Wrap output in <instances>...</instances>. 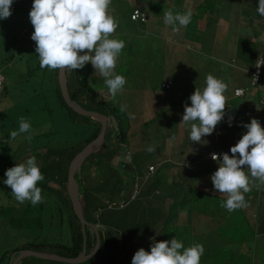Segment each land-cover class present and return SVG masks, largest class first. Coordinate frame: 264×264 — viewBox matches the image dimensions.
Returning <instances> with one entry per match:
<instances>
[{
    "label": "trees",
    "instance_id": "trees-1",
    "mask_svg": "<svg viewBox=\"0 0 264 264\" xmlns=\"http://www.w3.org/2000/svg\"><path fill=\"white\" fill-rule=\"evenodd\" d=\"M133 4L119 0V3H123L125 7L126 17L129 21L137 26L143 27L150 37L166 36L163 40L169 39L173 42L190 46H201L203 41L201 40V29L204 27L210 30V27L220 25L223 13L219 11V5L228 6L231 1L244 2V0H133ZM153 1V2H152ZM255 7L258 6V0H254ZM190 2V5L187 4ZM16 9L12 10V15L17 16L20 23V38L21 51L20 60L25 62L29 71L27 77L37 78V85H32L29 90L31 97H34L35 102L45 101V105L41 108L43 111L49 110L53 113V110L49 109L51 99H54L61 110L59 114L64 115L66 120V126L71 134V141H56L52 138V132L49 133L38 131L37 121L30 119L32 115L29 111L25 113L30 117H26L31 123V130L29 133H23L20 137L24 138V143L20 146V149L16 152L10 148V142L13 141L10 135V126L6 129L3 138L0 136V164L5 161V165L1 166L0 175L6 178L5 172L7 169L14 167L16 164L24 163L31 156H35L37 163L41 169L45 179L38 183V187L42 188V195L44 196V202L36 206H32L27 201L26 207L20 208V232L36 233V238L30 242L20 244V247H16L11 251H6L0 258V264H12L13 256L16 258L22 251H34L38 253L58 255L64 258L76 259L82 255L85 246L88 255L95 251L98 237L96 231L90 226L86 227V232L83 230V224L77 216L73 202L68 193L69 172L71 165L75 158L83 152L91 143H93L101 134L103 125L100 120L93 117H85L75 112L66 102L61 84H60V70H49L47 68H41L39 63L38 54L35 52L36 44L31 39V35L34 31V27L30 22L29 13L32 7L33 0H17ZM257 3V4H256ZM237 4V3H236ZM252 4V3H250ZM162 8V10H161ZM185 8V9H184ZM193 13L191 24L187 27H180V30L173 31L172 27L164 23V13L173 10V12L184 13L188 10ZM223 9V8H222ZM136 10L147 15V22L141 23L133 21L132 15ZM246 11V10H245ZM203 12V16L200 15ZM201 17V18H200ZM257 21L255 18L245 20L247 30L260 29L264 24V18L259 24V27H255ZM135 27V26H134ZM163 27L160 33L159 28ZM226 27V26H225ZM264 28V27H263ZM222 30V29H221ZM264 30V29H263ZM193 31L194 37H193ZM225 32V29L223 30ZM24 32V34H23ZM159 32V33H158ZM184 35H183V33ZM197 32V33H196ZM212 32V31H210ZM209 32V33H210ZM146 34H142L143 36ZM162 34V35H161ZM198 34V35H196ZM26 39V42H25ZM156 39H154V45H156ZM162 40V41H163ZM195 40V41H193ZM223 40H227L225 36ZM264 41V39H263ZM244 45H248V39L244 40ZM27 43L28 47L23 46ZM232 43V40L230 41ZM254 43L253 41L250 44ZM255 42V46H256ZM258 44V43H257ZM241 45V44H240ZM245 45V51L243 55L237 51V55L241 56L243 66L253 65L255 67L250 87L246 90V95L253 89H258L264 83V65L263 75L260 83L254 85V74L258 69V64L261 59H257V51L250 50ZM239 45L236 46V48ZM257 46L262 47L263 44ZM150 48V47H149ZM198 48V47H197ZM200 49V48H199ZM242 50V48L240 49ZM201 55H208L207 49L202 47L200 49ZM264 56V52H263ZM133 61H129V58L122 51L120 58L117 61L115 69L116 74L124 75L128 77L132 74L131 66ZM130 67V68H129ZM125 69V71H121ZM127 74V75H126ZM68 87L72 98V101L79 106L91 112H98L108 117L109 127L104 146L91 155L84 166L80 169L76 175V179L80 184V201L83 206L84 216L88 223L95 225L98 228L99 235L101 237L100 251L88 262L84 264H131L133 254L132 247H136V242H146L147 235H145V228L143 223L147 217L152 213H147L145 207L142 205V212L137 211L134 219L139 223L135 228L131 225L129 218V209L132 205L141 204V198L144 200L148 193L143 192V185L139 183V178L145 172L144 168L140 167V162H136V166L132 164V177L134 181H125L123 175L119 174L120 158L126 154L125 147L128 144L130 135V121L128 119L127 111L122 110L118 106L121 100L117 101L116 98H111L110 93H104L107 89L104 78L95 72V69L88 63L83 69L67 70ZM23 80V79H22ZM7 79L5 78L4 91L6 87ZM101 85V86H100ZM243 90V89H238ZM237 91V90H236ZM126 91H122L118 94H123ZM236 93V92H235ZM245 95V96H246ZM9 115L0 113V131L2 126L7 123ZM32 118V117H31ZM37 125V126H36ZM42 129V128H40ZM2 132V131H1ZM31 136L29 141L26 137ZM54 137V136H53ZM6 139V143H3V139ZM6 152V153H5ZM132 159V158H131ZM9 164L6 166V163ZM124 166V162L121 163ZM136 167V168H135ZM135 168V169H134ZM139 170V172L137 171ZM149 173V168L147 170ZM138 183H136V180ZM130 184V185H129ZM133 184V185H132ZM137 185V186H136ZM132 189V197L136 196L133 200L132 197L128 200V189ZM0 192V200L4 194L7 198V205L9 211L6 217L9 218L7 222L13 227L18 221L12 213L16 214L18 208L15 207V196L11 193V188L7 186L2 187ZM2 193V194H1ZM183 195L185 192L182 193ZM253 195V196H252ZM206 201L209 198H215V195H206ZM249 196L254 199L252 203L257 208V218L255 223L248 217L245 218V233L242 231L237 234L244 235L243 241L238 243V250L234 247L233 251L226 249L225 243L209 244L204 242H198L204 245L205 254L201 257L200 264H258L254 257H251L249 253H252V245L257 246L259 237L264 233V186L259 190L253 187V190L249 193ZM217 197V196H216ZM140 201V202H139ZM219 205L225 200L219 198ZM139 202V203H137ZM17 209V210H16ZM217 212L215 213V224L223 222L221 217L217 214L222 212V207L217 205ZM228 212V211H227ZM134 213V211H133ZM12 214V215H11ZM229 216L233 212L228 213ZM244 214V213H241ZM228 217V218H230ZM236 226H233L235 228ZM135 229V230H133ZM127 230H132L139 233L138 237H134V240H126L130 245L123 246L124 239L128 234H125ZM126 231V232H125ZM125 232V233H124ZM176 230L164 231L156 238L157 241L170 240L174 237ZM150 234V230L147 232ZM160 234V233H159ZM251 235V236H250ZM250 236V237H248ZM252 241L247 245V241ZM149 241V240H148ZM227 243V242H226ZM149 246L138 245L139 249L150 247L151 240L148 242ZM197 244L194 241L187 243L184 242L185 247ZM244 248L247 249L245 252ZM225 256V257H223ZM20 264H66L54 261H46L37 257H28L24 259Z\"/></svg>",
    "mask_w": 264,
    "mask_h": 264
},
{
    "label": "rangeland",
    "instance_id": "rangeland-1",
    "mask_svg": "<svg viewBox=\"0 0 264 264\" xmlns=\"http://www.w3.org/2000/svg\"><path fill=\"white\" fill-rule=\"evenodd\" d=\"M127 2V0H122ZM129 3L133 4V0H128ZM138 1V0H136ZM17 0H14L13 4L11 5V11L16 9ZM153 2V1H152ZM255 1L254 0H244V2H230L229 5L224 7L222 12L223 14L220 25L212 26L210 27V31L208 32V29H205L204 27L201 29V40L203 41L202 47H205L208 51L212 50V47L215 46V59L217 58H223L229 62L231 60L230 57L235 56L238 63H242L241 56H238L236 54V51H240L241 47L245 51V45L243 43L244 40L248 39V45L246 47L250 50H254L257 53H263L264 52V24L262 25V28L260 26V29H256V32L254 29L247 30L245 25V20L247 23V19L250 20V18H255L257 21L254 25L255 27H259V24L263 20L264 17H260L257 14L256 7H255ZM252 3V4H250ZM257 4V3H256ZM162 10V8H161ZM246 10V11H245ZM110 14L117 18L119 21V27L116 30L115 33L112 34V37L110 38H117L120 40H123L126 44V47L123 49L124 53L129 58V61H133L131 66V72L132 74L129 75L131 81L127 79V84L124 87L122 91H126L125 93L118 94L116 97V100H121V103L118 106L120 109L127 111L128 119L130 121V124L134 129L132 130L129 139L134 141L136 138V144L133 143L131 145V153L132 155V164L136 166V160L140 159V167L146 168L149 166V164H152L154 162L153 159H151L150 154H146V148L148 141H152V145H154V151L158 152L157 148L160 145V143H156L157 139L160 137L158 134L155 136L154 134L146 133L148 129L151 128L152 124H158L161 117V111L159 109L152 110L151 114H155L154 118H151L150 116V101L154 99V95L152 94L153 90H157L159 82L162 80H167L171 78H177L178 83L180 85L183 84H191L197 88L203 89L206 86L204 84H200L198 82V79L194 78L193 71H197L202 66L199 67L194 63V61H198L199 59L202 61H208L202 58H198L201 54H195L193 50L186 51L185 53H179L176 51V46L174 43H171L173 41L166 39L163 40L166 36L163 35V37L155 36L150 37V35L144 33L146 32L142 30L143 27H140L137 24L133 25L129 18H127L125 15V7L123 3H119V0H112V3L110 5ZM203 16V12L200 14ZM226 17V18H224ZM17 16L11 15L9 18H6L4 20H0V81L2 80V83H0V113L9 115V119L7 120V123H5L4 126H2V129L0 131V136L3 138L4 133L6 134V129L10 126V133L12 131H18L19 129V122L21 118L26 119V117H30V119H33L37 121L39 128L37 127V130L35 133H37L39 130L49 133L51 129L53 130L52 138H54L56 141H71V134L68 131V127L66 126V120H64V115L59 114L60 109L58 107V104L54 99H51L49 101L50 106L49 109L53 110V113H50L49 110L43 111L41 108L45 105V101L41 102H35L34 97H31L29 90H31L32 85H37L38 79L36 78H28L27 73L29 71L28 66L25 65L24 61L20 60V51H21V40L20 38V23L17 19ZM201 18V17H200ZM192 23V22H191ZM190 23V24H191ZM227 23V24H226ZM189 24V25H190ZM135 26V27H134ZM226 26V28H225ZM230 26V27H229ZM222 29V30H221ZM228 30V32H225L223 30ZM160 33L163 30V27L159 28ZM159 33V32H158ZM24 34V32H23ZM146 34V36L142 35ZM162 35V34H161ZM244 35H246V39L244 38ZM227 37V40H223L224 37ZM156 39V45H154V39ZM163 40V41H162ZM232 40L233 45V51L230 50V41ZM221 41V42H220ZM253 41L254 43L250 44V42ZM26 42V39H25ZM263 44L262 47L259 48L257 46L258 44ZM220 43V44H219ZM24 44V43H23ZM241 44V45H240ZM239 45L237 48L236 46ZM23 46L28 47L29 45L24 44ZM219 46V47H217ZM150 47V48H149ZM183 49V48H182ZM209 53V52H208ZM198 55V56H197ZM210 55V53H209ZM204 56V55H201ZM183 57L184 59H181ZM190 57V58H189ZM211 57V55H210ZM229 59V60H228ZM184 61L188 62L190 61V65L184 66ZM212 63V62H211ZM130 68V67H129ZM121 71H125V69H122ZM203 78L206 74L209 75L211 73V69L202 70ZM215 73L214 69H212V74ZM127 75V74H126ZM206 75V76H207ZM146 77H149L153 80H150L151 87L149 88L147 86V81L144 80V82H141L143 79H146ZM5 78L7 79L5 90L4 91V82ZM187 81H185V79ZM206 78V77H205ZM23 79V80H22ZM237 79V77H236ZM132 82V83H131ZM141 84H140V83ZM234 83L236 85H243V87H250L251 85V77L246 74L243 76V78L234 80ZM101 86V85H100ZM107 88V87H105ZM144 88V89H143ZM168 88V87H167ZM142 89V90H141ZM105 90V94L108 93L107 89ZM161 90V93H163V90ZM159 90V91H160ZM259 90V91H258ZM264 90V83L257 89H253L250 93L251 96L254 95L256 92H261ZM155 94V92H153ZM174 93V91H172ZM161 94V95H162ZM262 95V94H261ZM112 98V97H111ZM237 104H240L239 101H236ZM29 111L32 115L28 116L25 112ZM59 112V113H58ZM255 113V112H254ZM252 114V112H248L245 109L241 112V115H245V122L246 117L248 115V121L250 123L252 117L254 118L255 114ZM235 117V118H234ZM230 118H234V120H243V117H228L227 115L224 117V120L228 121ZM27 119V120H30ZM153 121V122H152ZM37 126V125H36ZM140 126V127H139ZM7 127V128H6ZM142 127V128H141ZM42 128V129H40ZM136 128V129H135ZM144 129L143 137L140 136V131L138 130ZM162 133V132H161ZM138 135V136H137ZM54 136V137H53ZM3 143H6V139H3ZM24 143V138L20 137V135L13 141L10 142V148L13 151H18L20 149V146ZM164 148L166 146V142H163ZM156 144V145H155ZM137 145V146H135ZM151 145V146H152ZM185 145V143H184ZM178 150V148H177ZM184 151V150H183ZM6 153V152H5ZM180 153V152H179ZM171 155V154H170ZM176 160H187V156L182 158L181 153L180 155L178 153L174 154ZM158 157L156 155L155 159ZM120 160L124 161V166H120L119 174L123 175L125 181L131 180L132 174L130 171L133 170L131 159L129 154H124L122 157H119ZM189 159V158H188ZM5 161L0 164V175L1 172V166L5 165ZM9 164V161L6 163V166ZM136 168V167H135ZM134 168V169H135ZM155 170V169H154ZM139 172V170H137ZM151 171V170H150ZM157 171V168L155 171H151L155 173ZM6 178H3L0 176V189L5 185L2 180ZM8 189H10L9 186H7ZM1 192V190H0ZM218 193V192H217ZM250 193V192H249ZM2 194V193H1ZM220 194V193H218ZM132 197V196H131ZM130 197V198H131ZM136 196L132 197L131 200H133ZM143 199L141 198V201ZM206 200L200 199L199 202H197V205H191V204H185L186 209H190L194 213V217H200V226L203 229L204 232H208V235H201V230H198L197 233H200V236L197 234L196 236H190V230L189 228H184L182 230V235H185L184 237H181L180 234L174 235L178 240H182L183 242H191L194 241L195 243L198 242H204L209 244H218V243H225V248L228 249V251L236 248L238 250V243L243 241L245 238L244 235L237 234V232L242 231V233H245V218L247 219L246 214H241L240 209H237L233 212L231 217L227 213V220L225 222L217 224L215 227V221H212L214 228H210L209 224L202 226L205 219H214L215 212L214 210L217 208V205L219 206V198H209ZM140 202V201H139ZM15 203V207L18 208L16 211L17 213L13 215L16 216V220L18 221L16 226L10 225L7 220H9V216L6 217L7 212L9 211L8 205H7V198L5 199L4 194L2 196V199L0 200V258L6 251H11L15 249L16 247H20V244H24L26 242L32 241L34 238H36V233H29V232H20V208L26 207L28 205L27 201H25L24 204L18 203L16 200L13 201ZM211 204V205H210ZM137 205V204H136ZM132 206L129 209L130 218L133 220L136 209ZM213 211V212H212ZM11 214V215H12ZM127 219V218H126ZM233 226H236L233 228ZM176 227V226H174ZM126 232V231H125ZM124 232V233H125ZM132 230H127L125 234H128L125 238V240L131 241V239L134 240V237H138L139 233H136ZM251 236V235H250ZM248 236V237H250ZM171 237L170 239L174 238ZM194 237V238H191ZM261 240L257 242V246L252 245V255L251 257H254L255 260L258 262V264H264V238L259 237ZM141 241V240H139ZM227 242V243H226ZM247 245L251 244L252 241L248 240ZM123 246L127 247L129 246L128 242H123ZM140 247V246H139ZM139 247L136 246L135 248L132 247L131 251L134 255L136 251L139 250ZM150 250V247H149ZM245 252H247V249L244 248ZM225 257V256H223ZM226 261H224L223 264H225Z\"/></svg>",
    "mask_w": 264,
    "mask_h": 264
},
{
    "label": "clouds",
    "instance_id": "clouds-1",
    "mask_svg": "<svg viewBox=\"0 0 264 264\" xmlns=\"http://www.w3.org/2000/svg\"><path fill=\"white\" fill-rule=\"evenodd\" d=\"M14 0H0V20L12 15ZM112 0H33L29 13L34 27L31 39L35 42L40 67L49 70H78L91 63L95 72L104 78L111 97L115 99L127 84L124 75L116 74L117 61L126 44L123 40L110 38L119 27V21L110 14ZM257 14L264 17V0H258ZM193 12L164 13V23L179 31L192 21ZM264 65L261 61L258 66ZM228 85L212 74L206 77L203 90L196 88L190 95V105L185 103L182 123L190 126L189 139L192 142H206L202 137L212 135L217 125L224 120ZM230 118L229 127L232 126ZM247 129L238 142L230 147V153L211 155L219 162L218 169L210 179L214 190L226 194L221 207L228 212L247 207L245 194L255 187L264 186V127L252 118L242 125ZM31 123L23 118L18 131L10 133L15 140L23 133H29ZM29 141L31 136L26 137ZM149 146L147 151L153 152ZM2 182L11 188L18 203L25 201L36 206L44 202L42 188L38 183L45 177L35 156L24 163L16 164L5 172ZM157 235H160L157 233ZM205 254L201 243L185 247L176 236L170 240L157 241L151 238L150 251L140 248L132 257L131 264H200Z\"/></svg>",
    "mask_w": 264,
    "mask_h": 264
},
{
    "label": "crops",
    "instance_id": "crops-1",
    "mask_svg": "<svg viewBox=\"0 0 264 264\" xmlns=\"http://www.w3.org/2000/svg\"><path fill=\"white\" fill-rule=\"evenodd\" d=\"M187 4L190 5V2H188ZM224 7L226 6L224 5ZM224 7L222 6V4H220L219 11L222 12L223 10L222 8ZM195 12L196 10L194 11V13ZM194 18L196 19V17H192V20H194ZM194 32L195 31H193L192 33L193 37H194ZM198 32L199 34H201L199 30ZM244 38L246 39V35H244ZM230 44H231L230 51L232 52L233 45L232 43ZM175 46H176V51H178L177 52L178 54L185 53L187 50L188 51L193 50L195 54H201L200 49L202 47L199 45L197 46L198 47L197 48L194 45L188 46L184 44L182 45L175 43ZM215 50H216L215 46L212 47L211 51L207 50V52L210 53L211 57L209 53L208 55H204V56L197 55L198 58H202L208 61H202L200 59L197 62L194 61L193 64L199 67L202 66L203 68L197 71H193V76L194 78L198 79V82L200 84L205 85L206 83L205 77H207L206 76L207 74L203 78H201L203 74L202 70H207L209 68L211 69V73L209 74H212V69H214L215 73H213L212 75L219 79H222L228 85L227 92L225 93L227 98L226 107H225V116L226 115L228 117L229 116L232 117V115L236 117L241 116L244 118V121L233 119L232 126L229 127V123H228L229 120L228 121L223 120L217 125L216 130L212 135L202 137V140L208 141L207 144H203L206 142H202V143L192 142L189 139L190 126H186L182 123V116L185 111L184 109L185 103H188L190 105L191 102L189 100V97L195 92L197 87L191 84L180 85L178 83L177 78L174 79L171 78L167 80L165 79L159 82L157 90L152 91V94L154 95V99L150 101V108H153L150 109V116L151 118H154L155 114H151L152 110L156 108L159 109L161 111L160 113L161 117L159 120L160 122L156 125L151 123L152 126L150 129H148L146 133H148V135L149 133H151L154 134L155 136L161 134L156 141V143H160V145L157 148L158 152H148L147 149L149 146L152 145V141H148L147 143L146 154H150L151 159H153L154 162L152 164H149V166H147L144 169L145 172L138 180L139 183L141 182V184L144 187L142 193L143 194L148 193V195L146 196V199L141 201L142 202L141 204H137L134 207V209H136L137 211L142 212L143 210H146L147 213H152V214L149 217H147L145 220H142L144 221L143 228H145V235H147V240L146 242H140V241L136 242L135 243L136 246L141 244L144 246L145 245L149 246L148 242L151 240L152 237H155V239L160 238L159 236L161 235V233H163L166 230L168 231L169 228L171 230H176L175 235H178L181 232L180 234L181 237L185 236L182 235V230L184 228H189L190 236H196L197 234L200 236V233L199 232L197 233V228L198 230L202 229L201 230L202 236L208 235V232H204L203 230L206 228H202L199 225L200 217L199 216L194 217L193 211H191L189 208L186 209L185 204L199 206L197 205V202H199L200 199L206 200L207 198L206 195H215V197L217 196L220 199H224V200L227 199L226 194H221V193L218 194L219 192L217 193V191L214 190L213 184L211 182L210 179L211 175L219 167L218 164L219 162L214 161L211 158V155L213 153L219 155L225 152L231 154L230 147L234 146L238 142V140L242 137V135L245 134L247 131V129L242 126L245 123H249L248 115L246 117L247 122H245V115H241V112L244 109L248 112H252V114L255 112L254 118L258 119L261 122V126L264 127V90L261 92L262 95L260 94V92L254 93L253 96H251L252 93H248L244 97H237L235 94L236 90L246 89L248 87H243V85L241 84L236 85V83H234V80L237 79L240 80V78H243L244 75L248 74L251 77V81H252V75L255 67L251 64L248 66L246 65L243 66V63H238L235 56L230 57L231 60L228 59L229 62L221 57L215 59L214 56ZM240 53L241 55H243L244 53L243 48L242 50L239 51V54ZM260 57H264L263 53L257 54V59H259ZM181 59L184 58L181 57ZM183 63L184 66L190 65V61L188 62L184 61ZM187 79L188 78H186L185 81H187ZM144 80L147 81L146 82L147 86L150 88L151 87L150 80L153 79L146 77V79H143L141 82H144ZM129 81H131V79ZM164 86H169V88ZM160 89L163 90L164 94L161 93ZM172 91H174V93H172ZM153 92H155V94ZM236 101H239L240 104H237ZM133 129L134 127H132L131 125L129 131L130 134ZM138 130L140 131L139 134L140 136L138 135L137 136L143 137L142 133H144L145 130L144 129L142 130L138 129ZM164 141L167 143L165 148H164L165 144L163 143ZM133 143L136 144V138L134 141L128 140V144L125 147V151L127 154L130 155V159L132 158V155H134L133 153H131V148H130ZM151 147H154V145H152ZM179 152L181 153L182 158L187 156L186 157L187 160L190 161L185 162L186 160L183 159L176 160V158H174L175 157L174 154L178 153L180 155ZM156 155H158V157L155 159ZM122 162L124 161L120 160V162H118L119 164L118 166H121ZM136 162H141V161L140 159H137ZM148 168H149V173L147 172ZM151 168H154L155 170L157 168V171L153 173L150 171ZM130 172L132 173V171ZM138 180H136V183H138ZM131 181H134V179H131ZM128 191H129L128 200H130L131 199L130 197L132 195V189L130 188L128 189ZM183 192H185L184 195L182 194ZM245 197L248 202V205L247 207L241 208L240 212L246 214L247 218L249 217L253 221V223H255L256 221L255 219L257 218V212H256L257 208H255V206L252 203H250V200L252 202L254 199H252V197L249 196V193H246ZM142 205L143 207H145V209L143 210H142ZM129 207L131 208V206ZM136 210L134 211V213L137 212ZM217 210L218 209H215L214 212L216 213ZM227 213L229 212H227L226 209L222 208V212L217 215H219L223 220V222H225V220L228 219L226 218ZM214 217L215 218L211 220L205 219L202 226L209 224L210 228L212 227L214 228L212 221H215L216 216L214 215ZM127 219L128 220L130 219L131 221L130 226H133V228H135L139 224L135 219L132 220L130 216ZM216 225L217 224H215V227ZM149 230L151 232L150 234L147 233ZM157 233L158 234L160 233V235H157ZM260 237L264 238V233L261 234ZM260 240L261 239H259V241ZM124 242L127 241L124 239ZM146 250L150 251L149 247H146Z\"/></svg>",
    "mask_w": 264,
    "mask_h": 264
},
{
    "label": "water",
    "instance_id": "water-1",
    "mask_svg": "<svg viewBox=\"0 0 264 264\" xmlns=\"http://www.w3.org/2000/svg\"><path fill=\"white\" fill-rule=\"evenodd\" d=\"M59 79H60L63 96L67 104L78 114L83 115L85 117L96 118L100 120L103 125V129H102L100 136L93 143H91L87 148H85L83 152H81L73 161L71 168H70V172H69V183H68V193L73 202L75 212L83 224L84 232H86L87 226H90L91 228H93L97 233L98 242H97L95 251L92 254L88 255L87 249L85 246V249L82 255L76 259H69V258H64L58 255L44 254V253H38V252L27 250V251H22L17 258H16V255H14L12 259V264H20L24 259L28 257H37L39 259L46 260V261H54V262L66 263V264H84L88 262L89 260H91L100 251V248H101V237L99 235L98 228L95 225L88 223L85 219L83 206L80 201L81 188H80L79 182L76 179V175L78 174L80 169L84 166L87 159L104 146L106 142L108 127H109V120L107 116L100 114L98 112L88 111L84 109L83 107L79 106L77 103L72 101V98L69 92V87H68L67 70L60 71Z\"/></svg>",
    "mask_w": 264,
    "mask_h": 264
},
{
    "label": "built area",
    "instance_id": "built-area-1",
    "mask_svg": "<svg viewBox=\"0 0 264 264\" xmlns=\"http://www.w3.org/2000/svg\"><path fill=\"white\" fill-rule=\"evenodd\" d=\"M132 19H133V21H136V22L145 23V22H147V15L145 13L141 12L140 10H136L132 15ZM261 61H264V60L261 59L259 61V63ZM262 75H263V65H260V66H258V69L256 70V72L254 74V85L260 83ZM0 83H2V80L0 81ZM164 87L169 88V86H164ZM246 92L247 91L244 89L243 90H237L235 94L237 97H244L246 95ZM151 171H154V168H151Z\"/></svg>",
    "mask_w": 264,
    "mask_h": 264
}]
</instances>
